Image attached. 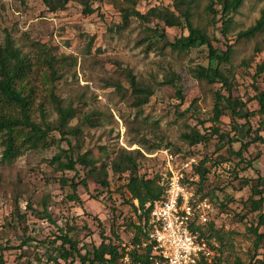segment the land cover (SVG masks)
Wrapping results in <instances>:
<instances>
[{"label":"rangeland","instance_id":"obj_1","mask_svg":"<svg viewBox=\"0 0 264 264\" xmlns=\"http://www.w3.org/2000/svg\"><path fill=\"white\" fill-rule=\"evenodd\" d=\"M132 1L143 14L154 7L173 8L175 2ZM115 2L90 0L95 13L85 15L78 2L50 13L42 0H0V46L9 34L31 62V73L23 86L25 94L32 91L31 120L38 125L56 124L59 116L53 94L63 107L76 109L77 117L69 122L70 127L80 125L85 118L98 119L97 126L82 127L77 138L67 135L69 139L60 140L57 132L52 133L55 139L51 147L26 149L12 162L2 160L4 147L0 141V260L2 257L4 264H54L60 260L62 234L72 231L71 236L81 246H98L99 224L110 241L118 244L115 237L119 236L121 244L130 248L140 212L135 210L136 202L135 208L129 203L125 178L120 179L109 169L108 189L90 179L87 189L78 188L82 201L78 204L69 199L71 189L59 180L85 178L82 168H78L76 178L74 172H58V165L49 162L61 154L65 157L69 149L80 155L92 152L104 164L116 160L122 151H139V175L149 177L159 169L160 152L169 150L181 162L209 160L210 173L197 198L212 206L208 222L201 228L206 231L214 224L218 237L213 236L209 242L215 256L221 258L220 264H264V241L256 246L253 233L258 226V213L252 212L248 202L256 180L264 177V147L253 144L243 153L245 160L260 156L251 169L240 165L234 155L240 151L241 143L219 150L223 146L219 138L211 137L213 107L216 94L228 97V90L219 81L209 83L199 77L201 68L209 67L207 49L178 53L160 43L156 49L148 50L144 41L146 27L133 19L127 28H121V12ZM209 4L210 0H195L192 22L211 39L217 38L213 43L221 51L232 48L230 64L220 68L233 86L232 96L247 102L246 111H256L258 105L253 98L264 91V76L254 77L257 66L264 63V32L250 39L239 34L259 20L264 0H247L232 16L233 25L227 35L222 33L221 17L214 19L208 13ZM215 9L220 6L215 5ZM166 34L173 42L183 33L166 29ZM50 59L55 60L56 79L50 77ZM128 72L153 91L150 103L142 108L135 107ZM174 75L180 80L183 101L179 100L177 89L166 83ZM7 114L20 117L17 108ZM245 123L243 117L233 119L228 112L218 127L221 133L234 136V125ZM250 123L253 129L257 128V119ZM194 130L205 134L210 142L190 147L183 137ZM237 138L244 143L249 141L243 132ZM46 207L53 223L40 215ZM263 232L261 228L259 233Z\"/></svg>","mask_w":264,"mask_h":264},{"label":"trees","instance_id":"obj_2","mask_svg":"<svg viewBox=\"0 0 264 264\" xmlns=\"http://www.w3.org/2000/svg\"><path fill=\"white\" fill-rule=\"evenodd\" d=\"M246 1L210 0L207 11L213 15L214 19L221 17L222 33L224 35H227L233 25L232 16L239 12ZM42 2L50 13L65 10L71 2L80 3L84 7L83 12L85 15L95 13L90 0H42ZM115 3L121 12V28H127L133 19L146 27L147 35L144 41L148 45V50L156 49L160 43L178 53H186L201 48L207 49L209 67L201 68L199 77L209 83L219 81L228 90V97L219 93L216 94L212 118L214 126L212 127L211 137L219 138V143L223 145L219 150L225 147V145L233 146V144L241 143L240 151L234 152V155L240 159V165H245V169L253 168V161L259 159L260 156H257L253 160H245L243 153L253 144H260L264 147V91L258 92L254 96L253 101L257 103L258 109L252 112L246 111L247 102L232 96L233 86L229 83L228 78L220 68L222 65L230 64L233 52L232 48L228 46L227 51H221L213 43V40L217 41V38L211 39L206 31L194 26L192 22V10L195 0H175L173 8L154 7L144 14L135 8L136 3L132 0H124L123 2L116 0ZM125 4L127 6L123 7L122 5ZM215 5H219L220 9H215ZM154 23H156L155 26L151 27ZM166 29H179L183 34L180 37H176L173 42H170L167 38ZM185 31L188 32L187 36L184 35ZM263 32L264 9L255 25L247 31L240 33L239 37L250 39ZM54 61V59H50V61H47V64L50 70V77L56 79V72L53 70ZM30 73L31 62L28 56L16 47L14 39L7 34L4 45L0 46V141L1 146L4 147L2 160L6 162H12L21 157L26 149L34 151L48 149L54 143L55 138L52 137V133L57 132L61 136L60 140L69 139L66 138L67 135L77 138L83 132L82 127L97 126L96 121L98 119L85 118L80 125L70 127L69 122L76 119L77 111L72 107H63L61 102L55 98L54 94L53 101L56 104V110L59 116L56 124L50 125L43 123L42 125H38L33 122L30 116V94L32 91H30V94H25L23 88L25 82L29 79ZM262 76H264V63L257 66L254 77L259 78ZM127 78L131 94L134 97L135 107L142 108L148 105L154 95L153 91L138 83L136 78L129 72L127 73ZM166 83L177 89V96L179 100L183 101V90L179 78L174 75ZM116 88L121 90L120 86H116ZM13 108L19 109V118H14L7 114V111ZM228 112H230V116L233 119L243 117L246 120L244 125H234L232 129L234 136L228 133H221L218 127L221 118ZM242 113L244 114L242 115ZM251 119H257L256 129H253L251 126ZM241 132L245 134V137L249 140L248 142L244 143L243 140L237 138V135ZM183 139L190 147L210 142V139L205 134H201L197 130L192 131L188 135H184ZM139 156H141L139 151H122L118 154L116 160L110 164H104L92 152L80 155L69 149L65 153V157L61 154L55 156L49 162L58 165V172H74L76 178L79 167L84 171L85 178L78 181L75 178L72 180L64 178L59 180L62 185L71 189L72 194L69 195V199L72 202L82 203L78 196V188L84 187L87 189L90 179H93L102 188L108 189L110 186V169L114 175H119L120 179L125 178L127 182L125 187L130 194L129 203L135 208L134 203L136 202L137 208L135 210L136 212H140L139 224L134 227L136 234L130 248L121 244L119 236L115 237L119 241L118 244L110 241L105 236L102 225L99 224L101 243L98 246L95 244L81 246L80 242L71 236L70 233L72 231L67 234H62L59 238L61 241V250L59 251L60 260H56L54 264H62L58 261H63L64 264H150L153 249L148 242V235L144 224L150 219L151 208L149 205L155 200L164 197V189L158 183V170L149 177L139 175V165L137 163ZM63 158H65V161H63ZM208 163V158H205L196 162L186 172L184 184L194 190L196 197L208 179L207 177L210 173V170L207 168ZM256 181L257 184L252 187V196L248 202H250L252 212L258 213L259 217L258 226L253 230L256 236V246H258V243L264 241V232L259 233V230L264 228V177L259 176ZM246 184L248 185L249 183L246 182ZM195 187H198L197 192L195 191ZM255 197H259V200H255ZM40 215L43 219L53 223L47 207ZM197 231L200 233L201 238L208 242L213 236L218 237L214 224H210L206 231L200 226L197 228ZM125 259H127L126 263ZM221 262V258L215 256L213 264H220ZM0 264H4L2 257ZM236 264L242 263L237 262Z\"/></svg>","mask_w":264,"mask_h":264},{"label":"built area","instance_id":"obj_3","mask_svg":"<svg viewBox=\"0 0 264 264\" xmlns=\"http://www.w3.org/2000/svg\"><path fill=\"white\" fill-rule=\"evenodd\" d=\"M159 156L158 183L164 197L149 205L150 219L144 224L153 249L150 264H213L215 252L197 231L208 222L212 206L184 184L195 160L181 162L169 150Z\"/></svg>","mask_w":264,"mask_h":264}]
</instances>
